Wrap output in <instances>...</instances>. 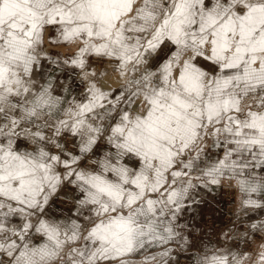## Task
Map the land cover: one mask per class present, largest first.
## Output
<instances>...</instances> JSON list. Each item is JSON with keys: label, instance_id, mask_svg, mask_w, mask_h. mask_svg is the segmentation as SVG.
Segmentation results:
<instances>
[{"label": "snow or ice", "instance_id": "6c2138e0", "mask_svg": "<svg viewBox=\"0 0 264 264\" xmlns=\"http://www.w3.org/2000/svg\"><path fill=\"white\" fill-rule=\"evenodd\" d=\"M225 187L193 264H264V0H0V264H170Z\"/></svg>", "mask_w": 264, "mask_h": 264}, {"label": "rangeland", "instance_id": "374dc122", "mask_svg": "<svg viewBox=\"0 0 264 264\" xmlns=\"http://www.w3.org/2000/svg\"><path fill=\"white\" fill-rule=\"evenodd\" d=\"M45 75H55L60 81H63L69 88V96L77 93L81 88L76 77L69 76L66 72L57 70L53 73L51 69H48ZM74 195L71 186L64 189L63 194L59 195L50 207V213L55 216L67 215L72 208V197ZM205 195L212 204L220 206L218 213L206 208L205 199L203 198ZM195 199L197 203L185 213L181 220L182 225H187L184 234L189 236L193 250L189 252L173 246V258L170 264H193L191 258L196 254L195 249L200 247L202 242L223 240L221 233L232 227L236 201L231 189L225 187L214 191L200 192L195 195Z\"/></svg>", "mask_w": 264, "mask_h": 264}, {"label": "crops", "instance_id": "0c3cea01", "mask_svg": "<svg viewBox=\"0 0 264 264\" xmlns=\"http://www.w3.org/2000/svg\"><path fill=\"white\" fill-rule=\"evenodd\" d=\"M203 198L205 199L204 201L206 204V208L212 209V211H216L218 213V211L220 210V206L218 204H212L211 201L207 199V195H205Z\"/></svg>", "mask_w": 264, "mask_h": 264}]
</instances>
